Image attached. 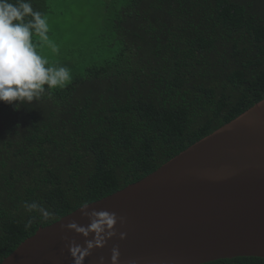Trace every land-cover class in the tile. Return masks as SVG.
Segmentation results:
<instances>
[{
  "label": "trees",
  "instance_id": "16d2710c",
  "mask_svg": "<svg viewBox=\"0 0 264 264\" xmlns=\"http://www.w3.org/2000/svg\"><path fill=\"white\" fill-rule=\"evenodd\" d=\"M31 3L48 11V0ZM104 8L96 44L57 64L71 72L65 88L18 110L0 102V262L39 227L141 179L264 98V0ZM33 201L47 219L27 210Z\"/></svg>",
  "mask_w": 264,
  "mask_h": 264
},
{
  "label": "water",
  "instance_id": "95a60500",
  "mask_svg": "<svg viewBox=\"0 0 264 264\" xmlns=\"http://www.w3.org/2000/svg\"><path fill=\"white\" fill-rule=\"evenodd\" d=\"M92 209L123 223L83 264L100 257L111 264L113 247L117 264L264 258V98L141 179L88 203ZM71 221L89 223L78 207L39 227L0 264H73L68 244L84 246L85 238L62 227Z\"/></svg>",
  "mask_w": 264,
  "mask_h": 264
},
{
  "label": "clouds",
  "instance_id": "9594fccd",
  "mask_svg": "<svg viewBox=\"0 0 264 264\" xmlns=\"http://www.w3.org/2000/svg\"><path fill=\"white\" fill-rule=\"evenodd\" d=\"M47 18L33 8L31 0H0V102L18 110L21 105L31 104L51 90L65 88L72 80L70 70L65 66L50 64L47 57L38 51L39 45H47L52 53L59 47L48 36ZM33 34L39 39L33 41ZM29 211H37L47 219L50 213L33 201L26 203ZM82 216L89 223L78 225L71 221L62 227L73 230L85 238L84 246L69 242L68 248L73 264H83L84 258L94 247H102L106 240L116 235L115 225L119 219L115 213L106 210H88V203L79 205ZM91 235V239L88 237ZM123 239L125 233L121 232ZM119 251L111 250V264H117ZM103 257L99 258L103 264Z\"/></svg>",
  "mask_w": 264,
  "mask_h": 264
},
{
  "label": "rangeland",
  "instance_id": "374dc122",
  "mask_svg": "<svg viewBox=\"0 0 264 264\" xmlns=\"http://www.w3.org/2000/svg\"><path fill=\"white\" fill-rule=\"evenodd\" d=\"M106 0H48V36L59 47L52 53L47 45H39L37 51L48 58L50 64H61L68 59L79 60L88 46L96 44L104 24ZM35 36V42L38 41ZM87 59V55H86Z\"/></svg>",
  "mask_w": 264,
  "mask_h": 264
}]
</instances>
